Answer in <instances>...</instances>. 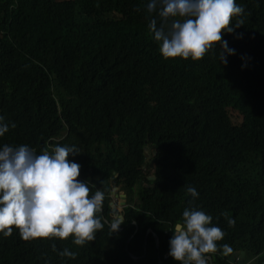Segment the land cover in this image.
I'll use <instances>...</instances> for the list:
<instances>
[{
    "label": "trees",
    "instance_id": "obj_1",
    "mask_svg": "<svg viewBox=\"0 0 264 264\" xmlns=\"http://www.w3.org/2000/svg\"><path fill=\"white\" fill-rule=\"evenodd\" d=\"M147 2L0 0V116L15 124L0 145H75L77 178L105 193L93 241L13 227L0 264H179L168 241L185 207L224 231L207 264H264V0H236L243 24L222 36L235 50L226 64L219 42L199 59L164 58ZM118 186L129 199L112 232Z\"/></svg>",
    "mask_w": 264,
    "mask_h": 264
},
{
    "label": "clouds",
    "instance_id": "obj_2",
    "mask_svg": "<svg viewBox=\"0 0 264 264\" xmlns=\"http://www.w3.org/2000/svg\"><path fill=\"white\" fill-rule=\"evenodd\" d=\"M146 8L160 18L159 25L155 17L150 19L148 27L164 58L199 59L216 42L222 64L235 53L222 36L243 24L244 9L236 0H148ZM9 126L15 124L0 116V136ZM79 153L75 145L56 144L39 153L27 144L0 145V234L8 236L15 227L24 239L71 236L76 245L95 239L104 226L99 213L105 193L97 188L90 195L92 182L77 178L80 164L68 157ZM186 192L198 196L191 185ZM181 217L171 228L168 255L179 264H207L206 254L217 251L224 231L211 223V214L196 207H185ZM123 222L122 216L114 217L112 232ZM234 223L227 218L229 226ZM223 248L231 251L228 245ZM59 255L75 253L64 248Z\"/></svg>",
    "mask_w": 264,
    "mask_h": 264
},
{
    "label": "rangeland",
    "instance_id": "obj_3",
    "mask_svg": "<svg viewBox=\"0 0 264 264\" xmlns=\"http://www.w3.org/2000/svg\"><path fill=\"white\" fill-rule=\"evenodd\" d=\"M148 152H149V150H148ZM134 195H135V193H133V196ZM110 197H111L110 203H112V205H113L112 208H111V210L113 209L112 210L113 217L123 216V214H124V206H122L120 204L121 197H125V199H127L128 197L126 196V194L123 191L122 187L121 186H118L117 188H113L111 190V192H110ZM126 203H127V201H126Z\"/></svg>",
    "mask_w": 264,
    "mask_h": 264
},
{
    "label": "water",
    "instance_id": "obj_4",
    "mask_svg": "<svg viewBox=\"0 0 264 264\" xmlns=\"http://www.w3.org/2000/svg\"><path fill=\"white\" fill-rule=\"evenodd\" d=\"M143 151H144V155H145V157L148 158V157H149L148 149H147V148H144ZM154 154H155V152H153V155H154ZM153 179H154V176H150V177H149V180H153ZM120 204H121L122 206H124V208L126 207V199H125V197H121V202H120ZM110 206H111V208H112V206H113L112 203H110ZM112 210H113V209H112ZM122 217H123V216H122ZM145 241H146V240H145ZM227 252H228V251H225L224 253L227 254ZM241 256H243V251L241 252ZM239 257H240V256H239ZM207 260L210 261V258L207 257ZM234 260H235V257H234V256L230 258V262H231V263L234 262ZM210 264H211V263H210ZM237 264H242L241 259L237 260Z\"/></svg>",
    "mask_w": 264,
    "mask_h": 264
}]
</instances>
